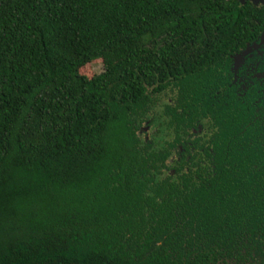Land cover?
<instances>
[{"label":"trees","instance_id":"1","mask_svg":"<svg viewBox=\"0 0 264 264\" xmlns=\"http://www.w3.org/2000/svg\"><path fill=\"white\" fill-rule=\"evenodd\" d=\"M263 30L242 0H0V264H218L220 234L264 237L247 141L214 143L205 190L199 145L165 171Z\"/></svg>","mask_w":264,"mask_h":264},{"label":"flooded vegetation","instance_id":"2","mask_svg":"<svg viewBox=\"0 0 264 264\" xmlns=\"http://www.w3.org/2000/svg\"><path fill=\"white\" fill-rule=\"evenodd\" d=\"M262 33L255 42L247 45L239 53L231 55L220 74L215 75L217 80L212 84L214 87L209 91V96L213 97L217 103L215 107H218L219 115L216 116L208 112L203 116L198 129H192L190 132L182 131L186 138L172 149L173 153L167 161L168 167L165 170L173 177L177 176L174 166H177L178 163H181L179 166H185L186 171H189L186 165L191 161L192 155H189L188 149L195 153L196 148L193 146L199 145L201 150L198 154V161L203 169L202 185L204 190L206 187L216 185L217 183L212 178L218 177L219 179L220 174V176L224 175L223 170H219L220 172L204 171L205 166L209 164L208 160H211V155L216 151L214 143H220L222 146L229 140L230 145L225 147L229 149L231 144L236 141H247L249 143L247 166L251 175L247 190L253 195L260 196L264 201V52L255 49L248 51L250 46L259 41ZM174 85L175 82L171 83V89L168 90L169 96H175L174 99L170 97L168 99L172 105L177 98V93L173 92ZM214 116L220 117L225 122L224 124H227V118L233 120L238 118L235 122L238 127L236 132L232 131L228 136L222 134L224 132L220 131V128H224L225 125L222 126L215 122ZM216 125H221V127H214ZM146 127L147 124L142 127L140 133L149 141L154 132L153 129L149 133L143 132ZM216 132L219 133V137H214ZM143 133L144 135H142ZM189 140L197 141L193 144ZM221 146L218 147L221 148ZM221 163H223L222 156ZM218 207L221 210L229 211L231 204L224 205L220 202ZM243 233L225 237L222 234L219 235V241H224V245L221 247L223 252L219 256L218 264H264V237H260L258 233L255 236L251 231Z\"/></svg>","mask_w":264,"mask_h":264},{"label":"water","instance_id":"3","mask_svg":"<svg viewBox=\"0 0 264 264\" xmlns=\"http://www.w3.org/2000/svg\"><path fill=\"white\" fill-rule=\"evenodd\" d=\"M248 2L253 3L256 7H260V6L264 7V0H242L243 4H246ZM252 49L260 50V51L264 52V32L262 33L261 37L259 38V41L256 44H254L253 46H250L248 51H250ZM149 130H150V127H146L143 129V132H148Z\"/></svg>","mask_w":264,"mask_h":264},{"label":"rangeland","instance_id":"4","mask_svg":"<svg viewBox=\"0 0 264 264\" xmlns=\"http://www.w3.org/2000/svg\"><path fill=\"white\" fill-rule=\"evenodd\" d=\"M101 70H102V69H101V68H99V67L95 68V71H96V72H99V73H100V72H101Z\"/></svg>","mask_w":264,"mask_h":264}]
</instances>
